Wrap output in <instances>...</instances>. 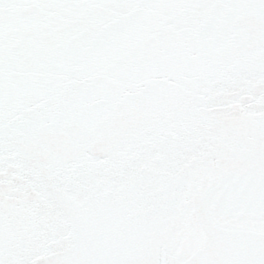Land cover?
Listing matches in <instances>:
<instances>
[{
	"label": "snow or ice",
	"instance_id": "6c2138e0",
	"mask_svg": "<svg viewBox=\"0 0 264 264\" xmlns=\"http://www.w3.org/2000/svg\"><path fill=\"white\" fill-rule=\"evenodd\" d=\"M0 264H264V0H0Z\"/></svg>",
	"mask_w": 264,
	"mask_h": 264
}]
</instances>
